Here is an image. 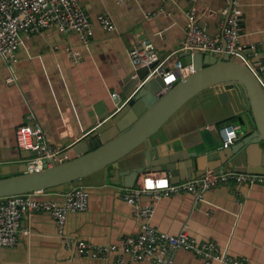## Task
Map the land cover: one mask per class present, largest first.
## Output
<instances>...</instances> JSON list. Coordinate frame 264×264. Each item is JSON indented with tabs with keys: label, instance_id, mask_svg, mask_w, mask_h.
<instances>
[{
	"label": "crops",
	"instance_id": "1",
	"mask_svg": "<svg viewBox=\"0 0 264 264\" xmlns=\"http://www.w3.org/2000/svg\"><path fill=\"white\" fill-rule=\"evenodd\" d=\"M80 1L94 24L89 40L52 27L24 36L15 62L0 54V168L28 163L27 152L17 145L22 126H40L48 142L61 151L88 137L97 111L114 108L111 95H121L136 71L129 53L143 41L154 44L162 64L173 66L185 53L190 13L211 36L220 34L226 21V0ZM100 15L113 20L115 32L100 26ZM239 43L254 51L237 61L256 70L257 59L264 60V0H240ZM223 90L230 99L225 104L218 98ZM249 109L241 88L209 89L170 119L153 137V147L163 157L182 156L178 166L190 160L196 168L198 157L218 144L222 148V125L238 127ZM146 150L141 147L124 159L125 168L141 160ZM79 186L89 193V208L69 214L64 234L49 213L25 216L22 228L29 234L21 232L17 247L0 250V264H118L120 258L122 264H153L135 262L126 252L111 253L107 259L76 254L65 237L107 246L139 234L143 224L138 207L122 198L127 188L106 181L102 172L83 179ZM64 195L46 192L40 198L62 204ZM140 205L154 206L151 225L162 232L186 233L198 243H215L233 260L264 264V184L219 186L204 193L203 199L190 193L159 198L146 194ZM173 259L175 264H203L202 258L184 250L176 251Z\"/></svg>",
	"mask_w": 264,
	"mask_h": 264
},
{
	"label": "built area",
	"instance_id": "2",
	"mask_svg": "<svg viewBox=\"0 0 264 264\" xmlns=\"http://www.w3.org/2000/svg\"><path fill=\"white\" fill-rule=\"evenodd\" d=\"M226 3V21L222 32L214 36L201 28L195 13H190L183 43L184 52L228 55L236 61L245 53H253V49L243 48L239 43L240 0H226ZM98 22L105 31H116V26L108 15H100ZM52 27H58L65 33H77L84 41L94 35V24L80 0H0V54L9 63L15 62L24 36L36 35ZM129 56L136 72L148 69L149 77L162 79V94L194 72L191 66H182L180 61L173 66L162 64L156 47L148 40L130 51ZM255 66L260 75H264V60L257 59ZM111 96L114 101L120 100L118 93ZM219 133L223 149L233 146L239 139L238 128L234 125L222 126ZM17 145L26 152L38 153V156L28 160L27 171L30 173L42 171L45 166L52 168L63 162V151L48 142L46 133L40 126L20 127L17 131ZM149 181L152 182L150 186ZM258 184H264V174L240 173L233 170L219 175L209 174L180 184H171L166 175L142 174L134 188L126 189L122 193L125 202L138 207V216L143 222L139 234L125 237L119 244L107 246L75 241L70 237H65V241L75 249L77 255L92 259H107L111 253L126 252L135 262L175 264L174 253L184 250L202 258L203 264H244L222 254L215 243H198L186 233L173 235L153 227L151 220L155 208L152 205L141 206L140 201L146 194L159 198L190 193L203 199L204 193L215 187H252ZM45 194L43 191L0 198V250L17 247L21 232L29 234L27 229L22 228V219L25 216L49 213L64 234L69 214L85 212L89 208V193L81 186L65 192L62 204L41 199ZM122 262L120 258L118 264Z\"/></svg>",
	"mask_w": 264,
	"mask_h": 264
},
{
	"label": "water",
	"instance_id": "3",
	"mask_svg": "<svg viewBox=\"0 0 264 264\" xmlns=\"http://www.w3.org/2000/svg\"><path fill=\"white\" fill-rule=\"evenodd\" d=\"M180 59L182 66H191L194 72L164 94L160 77H149L148 69L135 71L114 108L97 111L94 131L62 152V163L33 173L27 171V164L0 168V198L43 191L65 193L100 172L106 181L127 189L136 186L140 175L151 173H168L171 184L227 170L264 174V85L260 73L228 55L185 52ZM219 86L241 88L248 100L249 112L238 121L240 139L227 149L218 144L206 151L197 158L196 168L190 160L178 166L180 155L160 156L153 137L192 99ZM218 98L223 104L230 100L224 90ZM141 147L147 149L142 159L125 168L122 161ZM36 156L37 152H27L26 158Z\"/></svg>",
	"mask_w": 264,
	"mask_h": 264
},
{
	"label": "bare ground",
	"instance_id": "4",
	"mask_svg": "<svg viewBox=\"0 0 264 264\" xmlns=\"http://www.w3.org/2000/svg\"><path fill=\"white\" fill-rule=\"evenodd\" d=\"M148 183H149V184H148L149 186L152 185V182H151V181H149Z\"/></svg>",
	"mask_w": 264,
	"mask_h": 264
},
{
	"label": "trees",
	"instance_id": "5",
	"mask_svg": "<svg viewBox=\"0 0 264 264\" xmlns=\"http://www.w3.org/2000/svg\"><path fill=\"white\" fill-rule=\"evenodd\" d=\"M225 124H228V123H225ZM222 126H224V125H222Z\"/></svg>",
	"mask_w": 264,
	"mask_h": 264
}]
</instances>
